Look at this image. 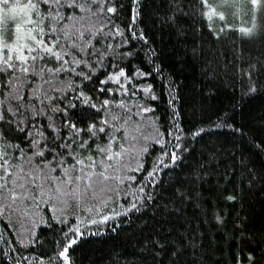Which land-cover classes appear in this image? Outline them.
Wrapping results in <instances>:
<instances>
[{
  "label": "snow or ice",
  "instance_id": "snow-or-ice-1",
  "mask_svg": "<svg viewBox=\"0 0 264 264\" xmlns=\"http://www.w3.org/2000/svg\"><path fill=\"white\" fill-rule=\"evenodd\" d=\"M260 96L264 0H0V264H264Z\"/></svg>",
  "mask_w": 264,
  "mask_h": 264
},
{
  "label": "trees",
  "instance_id": "trees-1",
  "mask_svg": "<svg viewBox=\"0 0 264 264\" xmlns=\"http://www.w3.org/2000/svg\"><path fill=\"white\" fill-rule=\"evenodd\" d=\"M198 28H199V25L196 24L193 28V31L195 32L196 29ZM182 79L187 84L188 88H193V87L199 88L200 85L197 83V81L200 79L199 67L198 66L194 67L192 64H189L188 69L184 73V76L182 77ZM185 96L186 98H188L190 97V94L185 93ZM237 96H239V92H237ZM221 99L224 100L225 103H227V100L225 98L222 97ZM262 107H264V96H260V97H257L256 99L245 102L244 111L246 114H249L247 117V121L250 126L259 123L258 121H254L253 117L259 114V111ZM236 119H237V122H239L240 116L238 115ZM106 247L107 246L105 245L104 248ZM92 248H94L97 252L103 250L99 244H85L84 245L85 251H87L88 249H92Z\"/></svg>",
  "mask_w": 264,
  "mask_h": 264
}]
</instances>
